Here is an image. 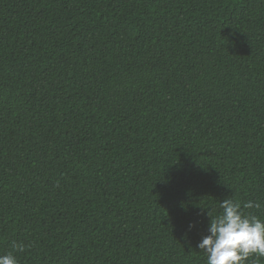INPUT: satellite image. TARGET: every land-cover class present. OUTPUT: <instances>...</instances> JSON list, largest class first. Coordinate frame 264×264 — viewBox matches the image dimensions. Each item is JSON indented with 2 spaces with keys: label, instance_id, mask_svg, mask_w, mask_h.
Returning a JSON list of instances; mask_svg holds the SVG:
<instances>
[{
  "label": "trees",
  "instance_id": "16d2710c",
  "mask_svg": "<svg viewBox=\"0 0 264 264\" xmlns=\"http://www.w3.org/2000/svg\"><path fill=\"white\" fill-rule=\"evenodd\" d=\"M227 198L264 218V0H0V255L206 264Z\"/></svg>",
  "mask_w": 264,
  "mask_h": 264
},
{
  "label": "clouds",
  "instance_id": "9594fccd",
  "mask_svg": "<svg viewBox=\"0 0 264 264\" xmlns=\"http://www.w3.org/2000/svg\"><path fill=\"white\" fill-rule=\"evenodd\" d=\"M220 213L210 216L208 235L197 247L206 254V264H247L250 258H264V218L247 213L246 209H261L259 202L225 199ZM194 228L195 225H189ZM23 252V245H14ZM0 264H18L16 255H0ZM255 264V262H254Z\"/></svg>",
  "mask_w": 264,
  "mask_h": 264
}]
</instances>
